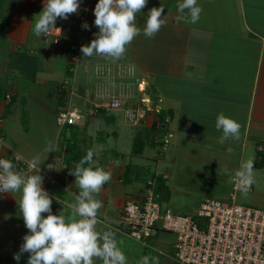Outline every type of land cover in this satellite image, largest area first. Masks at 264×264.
<instances>
[{
  "label": "crops",
  "instance_id": "obj_1",
  "mask_svg": "<svg viewBox=\"0 0 264 264\" xmlns=\"http://www.w3.org/2000/svg\"><path fill=\"white\" fill-rule=\"evenodd\" d=\"M43 2L1 1L0 75L13 71L15 80L20 77L21 81L34 82L38 74H52L53 69L63 62L65 73L72 82L68 87L64 86L68 101L64 99L56 113L67 107L86 108L93 102L101 101L102 96L121 90L133 92L137 97L136 85L142 82L146 93L155 100L159 99L163 110L168 111L169 129L177 133L181 143L191 141L201 146L222 147L220 153L226 154V161L235 147L252 144L257 154L263 157V163L258 165L264 167V0H197L203 11L195 24L177 22L178 0H147L146 7L137 16V26L141 29L150 9L164 7L162 15L166 24L154 38L149 39L141 33L127 46V51L119 60L96 55L84 58L80 52L76 61L72 60L73 52L80 50L82 45L87 46L95 38L93 33L98 32L93 14L98 0H81L76 14L70 15L67 20L57 19L55 27L61 28L57 43H54L56 37L38 38L33 33L31 22L41 12ZM81 17L88 24V30L80 31ZM48 39L52 41L50 48L46 44ZM99 71L102 72L97 73ZM77 75L85 76L86 80L78 92L74 90ZM65 84L68 85L66 81ZM22 89L20 82L6 84L5 97L0 100V116ZM57 96L60 99L63 93ZM75 96L80 100L78 104L72 101ZM118 110L125 113L124 108ZM221 112L241 125L238 140H228L224 144L218 142L222 132L216 130L215 122ZM91 119H85L76 126L58 128L59 131L67 128V133L71 130L81 132L88 139L82 138L86 145L81 146L84 149L81 157L72 156L73 153L66 148L69 141L64 147V154L60 152L57 157L54 151L47 154L43 151L42 187L53 198L52 213L58 215L62 211L63 215H69L73 193L78 194L79 189L75 177L69 174L75 167H70L65 161L69 158L76 163L95 146L93 160L98 163L97 166L111 173L110 181L96 197L102 201L97 230L110 228L115 231L118 230L124 202L127 199L139 201L143 194L135 193L138 188L135 189L131 181L126 185L129 189L125 186L127 166L113 164L125 154L106 150L108 136H114L115 132L104 135L105 130ZM153 120L150 118L148 123L142 124L144 137L152 144L157 143L155 133L162 134ZM94 142L98 143L97 146ZM141 146L140 137H134L130 155L142 152ZM243 152L241 150V156ZM0 158H12L1 141ZM15 166L31 174L22 165ZM130 193H135L132 198ZM19 200L20 193L0 195V232L6 243L11 242L14 236L11 226L17 235L15 239L21 237L23 241L22 237L28 234ZM42 215L46 217L47 214ZM8 248L0 252L2 263L7 264L5 261L8 258L11 261L9 264H15L11 252L15 248L11 244Z\"/></svg>",
  "mask_w": 264,
  "mask_h": 264
},
{
  "label": "rangeland",
  "instance_id": "obj_2",
  "mask_svg": "<svg viewBox=\"0 0 264 264\" xmlns=\"http://www.w3.org/2000/svg\"><path fill=\"white\" fill-rule=\"evenodd\" d=\"M47 41L48 47L49 45L52 47L51 39ZM1 53L2 47H0ZM64 69L62 62L60 66L53 69L52 74H38L35 81L32 79L34 82L21 81L20 77L15 80L13 71L0 75V100L5 97L6 84L9 82L13 84L20 82L23 86V89L17 92L13 101L8 104L3 115L0 116L2 118L0 127L2 140L0 141L9 149L12 161H14L13 153H17L24 160L40 154L41 160H43V151L47 141L53 143L55 157L61 153L64 154V147L68 141L70 142L69 148H66L73 153L72 156L76 154L81 157V152L84 150L81 146L86 145L83 139L87 140L88 138L83 133L80 132L79 134L73 130L67 133V128L59 131L55 123V113L59 104L64 99L68 101L64 86L68 87L72 82ZM77 76L74 82L76 92L83 88L86 83L85 76L84 78ZM65 81L68 85L65 84ZM62 93L63 96L59 99L57 95L60 96ZM72 101L78 104L80 100L75 96ZM166 114L165 112L164 116ZM91 121L99 123L105 130L104 135L108 132H115L114 136H108L106 150L125 154V157H118V162L113 163L119 166L126 165L129 168V172L124 177L126 179L125 186L131 181L133 187L138 188L135 193L140 196L146 189L151 188L157 195L156 201L163 211L168 209L179 215H193L198 211L201 203L207 199L264 209V167L260 168L258 165V163L261 164L263 157L261 154H257L254 145L247 144L244 147H235L229 160L226 161V157H224L226 154L220 153L222 147L201 146L199 143L198 145L192 144L195 142L191 141L181 143L177 133L170 131L169 123L166 124L167 127L164 130L165 133L170 131L173 135L169 139L167 147L163 149V135L161 133H155L157 143L152 144L144 137L142 124L132 126L122 110L98 114ZM100 135L103 137L102 134ZM136 136L142 140V152L131 156L133 140ZM64 137L66 138L63 141ZM93 144L97 146L98 143L94 142ZM92 148L94 151L97 149L95 146ZM241 150H244L242 156ZM66 153L67 156H70L68 152ZM246 159L254 161V183L252 191L244 196L240 191L233 190L230 175L225 174V169H228L229 173H233ZM65 162L70 167H75L74 164L76 163L69 161V158ZM126 187L130 188L129 186ZM135 193H130L129 196L132 198ZM233 195L234 199H232ZM11 228L14 236L9 243H6L0 232V252L5 251V249L9 250L8 246L11 244L15 248L11 251L12 256H14L19 252L23 241H21V237L15 239L17 235H15L12 226ZM121 228L124 227L115 230L116 238L127 257L128 264H137L140 258L145 255L158 258L159 264H176L172 258L175 241L173 233L158 231L155 235L147 238L146 246H143L130 238L127 229ZM26 255L29 254L24 253L18 262L13 259L14 263L27 264L28 256ZM5 262L11 263L8 258ZM96 264H100V261H97Z\"/></svg>",
  "mask_w": 264,
  "mask_h": 264
},
{
  "label": "clouds",
  "instance_id": "obj_3",
  "mask_svg": "<svg viewBox=\"0 0 264 264\" xmlns=\"http://www.w3.org/2000/svg\"><path fill=\"white\" fill-rule=\"evenodd\" d=\"M81 0H44L42 10L31 22L36 37L47 36L55 28L57 19L67 20L76 14ZM147 5V0H98L93 9L94 26L98 32L87 46L82 45L80 52L84 58L93 55L119 60L127 51V46L141 33L151 39L165 26L164 7H153L146 15L143 29L137 26V16ZM177 22L195 24L203 9L197 0H178ZM82 28L89 29L88 24ZM215 128L222 132L220 144L228 140H238L241 125L223 112L216 117ZM11 148V146L9 145ZM54 151L51 141L46 142L44 152ZM14 157H19L13 153ZM95 151L89 149L86 155L75 164L69 174L75 177L79 192L73 193L72 211L65 216L52 213L53 198L43 189L44 177L40 175V154L26 160L31 174L18 170L12 160L0 158V193H20L19 209L28 234L22 237L23 243L13 259L17 262L28 253L27 264H128L127 257L119 246L116 232L110 228L97 230L99 210L102 201L96 197L103 186L110 181L111 173L97 166L93 160ZM87 165V166H86ZM254 161L246 159L238 169L225 174L230 175L240 192L247 196L254 183ZM51 168V165L48 166ZM47 214L46 217L42 214ZM159 264L158 258L142 256L137 264Z\"/></svg>",
  "mask_w": 264,
  "mask_h": 264
},
{
  "label": "built area",
  "instance_id": "obj_4",
  "mask_svg": "<svg viewBox=\"0 0 264 264\" xmlns=\"http://www.w3.org/2000/svg\"><path fill=\"white\" fill-rule=\"evenodd\" d=\"M83 23L85 21L81 17L80 31L84 30ZM55 28L60 29V33L53 30L47 36L56 37L54 43H57L61 28ZM79 54V49L74 51L72 60L76 61ZM136 88L139 97L133 92L121 90L110 96H102L101 101L93 102L86 108L60 109L55 115V123L60 129L72 127L98 114L124 108L125 117L134 126L146 124L150 118L154 119L156 129L163 134L165 149L172 137L170 131L165 133L164 130L170 115L167 110H163L159 99L155 100L146 93L144 83H137ZM161 112L167 113L164 121L160 119ZM13 159L15 164H21L29 170L26 160L14 155ZM233 190L240 191L234 183ZM156 199L157 195L151 188L143 192L139 201L127 199L122 207L118 228L127 229L130 238L143 246H146V239L158 231L173 233L175 241L172 258L177 264H264V209L207 199L195 214L179 215L168 209L163 211Z\"/></svg>",
  "mask_w": 264,
  "mask_h": 264
},
{
  "label": "trees",
  "instance_id": "obj_5",
  "mask_svg": "<svg viewBox=\"0 0 264 264\" xmlns=\"http://www.w3.org/2000/svg\"><path fill=\"white\" fill-rule=\"evenodd\" d=\"M1 1H2V0H0V6H1ZM164 114H165V112H161V114H160V117H161L160 119H161L162 121H164L163 119L165 118V117H164ZM75 157H76V156H75ZM76 163H78V161H77ZM262 163H263V162H262ZM258 164H259V163H258ZM259 165H260V164H259ZM128 172H129V168L127 167V168H126V174H127ZM0 264H2L1 257H0Z\"/></svg>",
  "mask_w": 264,
  "mask_h": 264
},
{
  "label": "water",
  "instance_id": "obj_6",
  "mask_svg": "<svg viewBox=\"0 0 264 264\" xmlns=\"http://www.w3.org/2000/svg\"><path fill=\"white\" fill-rule=\"evenodd\" d=\"M148 94V93H147Z\"/></svg>",
  "mask_w": 264,
  "mask_h": 264
}]
</instances>
